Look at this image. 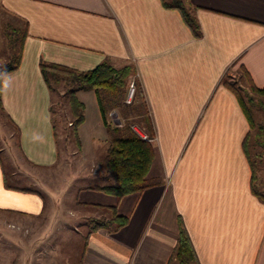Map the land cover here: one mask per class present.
Listing matches in <instances>:
<instances>
[{
  "label": "crops",
  "instance_id": "0c3cea01",
  "mask_svg": "<svg viewBox=\"0 0 264 264\" xmlns=\"http://www.w3.org/2000/svg\"><path fill=\"white\" fill-rule=\"evenodd\" d=\"M191 4L200 37L161 0H0V19L11 16L26 29L20 66L3 77L2 103L19 130L27 166L51 168L61 155L41 60L80 70L104 59L115 67L134 63L144 90L155 133L153 184L123 197L93 188L100 184L78 187L76 214L85 208L101 218L116 206L129 217L118 231L92 230L82 264H168L180 218L200 264H264V202L252 192L243 148L250 125L235 93L221 83L231 66L243 64L264 86V0ZM76 94L84 120L77 130L81 146L72 154L88 173L103 160L111 135L95 90ZM6 181L14 185L0 159V211L38 217L46 196L58 202L43 183L42 190H21Z\"/></svg>",
  "mask_w": 264,
  "mask_h": 264
},
{
  "label": "rangeland",
  "instance_id": "374dc122",
  "mask_svg": "<svg viewBox=\"0 0 264 264\" xmlns=\"http://www.w3.org/2000/svg\"><path fill=\"white\" fill-rule=\"evenodd\" d=\"M9 24L18 29L22 28L21 21L11 16L0 19V69L18 51L16 35ZM227 75L237 84L248 88L239 65L231 66ZM137 81L139 76L136 72L129 79L121 104L112 108L113 118L110 114L108 116L111 122L119 119V124L123 128L137 127L146 132L141 121L145 112L133 110L138 91ZM131 82H135L136 92L132 103L127 104L124 100ZM255 98L264 101V96ZM52 101L61 155L54 167L45 169L27 166L23 161L19 147V130L0 107V159L10 183L39 190H42L43 183L50 194L52 190L59 194L58 202L53 199L55 203L52 202L51 196H46V208L38 217L0 211V264H81L90 219L96 217L88 216L89 210L85 208L76 214L74 210L79 207L75 205L73 194L80 186L114 182V178L103 167L102 155L98 157L97 162H93L91 172L88 174L86 165L78 156L72 154V149L76 147L71 125L74 116L63 84L53 93ZM252 112L258 126L264 127V106L253 105ZM250 132L252 136L249 140V149L256 161L258 176L256 184L264 192V128L261 131L257 128L250 129ZM105 154L104 151L103 157ZM53 204L56 210L52 214ZM100 213L107 214V211L103 210ZM110 216L111 214L102 215L101 218Z\"/></svg>",
  "mask_w": 264,
  "mask_h": 264
},
{
  "label": "trees",
  "instance_id": "16d2710c",
  "mask_svg": "<svg viewBox=\"0 0 264 264\" xmlns=\"http://www.w3.org/2000/svg\"><path fill=\"white\" fill-rule=\"evenodd\" d=\"M161 1L166 8H174L180 11L184 22L192 30L194 36L200 37L202 35L200 24L192 10L191 0ZM8 26L12 27L14 31L13 33L16 35L15 40L18 42V51L17 53H14L9 61L0 69V107L2 109L4 108L2 103L3 77L5 74L19 68L22 58L23 41L26 37V29H18V27L10 24ZM239 67L247 80V89L242 85L237 84L234 79L229 77L227 75L228 70L223 75L221 83L235 93L248 119L250 129L257 128L261 131L264 127L262 125L258 126L256 123L252 112V106H264V101H262V99L255 98L256 96H264V86L259 87L254 83L249 71L243 64H240ZM40 68L52 95L57 91L60 85L63 84L65 86V94L71 104L72 114L74 116V119L71 121L73 128L72 131L74 133L75 142L79 148L81 143L77 130L78 126L84 120V104L78 99L76 93L79 90L94 89L97 94L104 124L111 135L102 163L106 172L114 178V182L105 185H94L93 188L117 197H123L130 193L142 191L152 185L153 183L148 180V173L155 155V148L152 141L141 137L129 126L123 128L120 124L112 123L108 117L109 111L114 106L121 104V99L128 85L129 79L137 72L134 63H127L124 66L115 67L109 59H104L92 69L80 70L65 64L41 60ZM137 85L138 91L135 97L136 103L133 110H136L139 113H142L143 111L145 112H143L144 116L141 121L149 136L154 137V126L148 113L144 90L140 81H137ZM51 112L53 114V101L51 103ZM53 122L54 130L57 132L54 114ZM251 136L252 133L249 130L243 141L244 152L252 172L251 189L252 192L264 202V192L261 191L256 184L258 176L255 157L251 154L249 149V140ZM6 185L15 189L33 190L31 188L10 185L7 181ZM109 210L111 213L109 218L90 219L89 232L85 235L84 246L86 245L88 235L92 230L106 228L111 231H118L128 223L129 217L121 215L116 206H112ZM168 264H200L195 247L182 218H180L178 241Z\"/></svg>",
  "mask_w": 264,
  "mask_h": 264
},
{
  "label": "built area",
  "instance_id": "2783aa9c",
  "mask_svg": "<svg viewBox=\"0 0 264 264\" xmlns=\"http://www.w3.org/2000/svg\"><path fill=\"white\" fill-rule=\"evenodd\" d=\"M135 92H136V85L135 82H131L129 87H128V91H127V95L125 97V103L129 104L132 103L134 97H135ZM133 130L138 133L141 137L151 140H154V137H150L146 132L139 130L137 127H132Z\"/></svg>",
  "mask_w": 264,
  "mask_h": 264
}]
</instances>
